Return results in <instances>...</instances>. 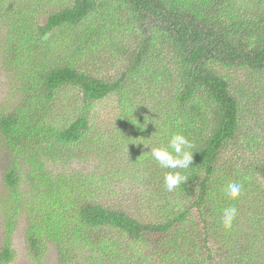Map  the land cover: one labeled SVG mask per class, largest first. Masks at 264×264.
Returning <instances> with one entry per match:
<instances>
[{"label":"trees","instance_id":"obj_1","mask_svg":"<svg viewBox=\"0 0 264 264\" xmlns=\"http://www.w3.org/2000/svg\"><path fill=\"white\" fill-rule=\"evenodd\" d=\"M6 16L0 264L12 258L18 214L27 219L25 243L36 262L52 243L60 264H264V155H257L264 128L255 101L264 94V0H61L42 24ZM82 31L83 43L104 45L95 52L116 47L120 66L112 74L88 72L74 56L47 59L55 47L39 45ZM240 71L257 84L237 94L230 73ZM143 86L162 97L145 109L137 103ZM67 89L72 104L58 108L56 98ZM113 94L124 133L138 122L153 126L142 135L157 133L154 147L167 148L176 133L193 145L187 169H165L150 152L132 151L126 170L147 182L135 187L133 203L100 201L110 188L107 168L86 175L51 168L74 157L93 133L94 107ZM164 111L166 124L157 125ZM169 171L187 177L171 192L164 186ZM230 182L243 186L236 200L225 196ZM233 205L237 216L225 230L221 215Z\"/></svg>","mask_w":264,"mask_h":264},{"label":"rangeland","instance_id":"obj_2","mask_svg":"<svg viewBox=\"0 0 264 264\" xmlns=\"http://www.w3.org/2000/svg\"><path fill=\"white\" fill-rule=\"evenodd\" d=\"M60 2L61 0H0V56L2 55L1 49L9 45V41L7 42V45L5 44V41L9 39L8 29L10 27L9 17L6 16V13L15 15L13 16V20L19 21L18 19L27 17L29 18V21L36 20V23L42 24L50 11L59 8ZM114 10L115 9L105 11ZM84 32L85 31L76 33V37H71L70 39H60L56 35H53L47 41H41L39 45L45 49L55 47L54 51L46 53L47 59H63L74 56L88 72H93L97 75L112 74L113 71L115 69L117 70L120 66V62L116 59V47L111 46L113 50L106 49L95 52L104 45H99L100 43H95L89 39L83 43L82 39L87 38V36L84 35ZM78 38L82 43L79 41V44L78 41H76ZM77 49L81 52L78 53ZM87 49H90V51H86ZM2 58L3 57H0V61ZM236 73L237 74L234 76L230 73V76L232 77V86H234L237 94L240 93L243 85H246V90H249L257 84L254 83V80H252L254 77L250 74V72L244 73L240 71L239 73ZM6 75L7 72L0 67V101L4 100L3 96L7 90L8 76ZM141 81L142 79L139 82ZM152 89L153 91L150 90L152 92L151 93L147 86L140 88L142 106H140L139 101H137L139 107L144 108V104L148 106L155 105L156 103L154 101L162 99L160 93L156 91L155 87ZM71 94V89L61 92L59 97L56 98L58 108L67 105L70 106L72 104L71 99H74V95L71 96ZM137 98L138 97L136 96V99ZM255 98L257 99L255 101L258 103L259 112L257 113V118L260 119L262 125L261 128H264V121L262 120L264 119V94L262 96H256ZM149 110H152V108ZM149 110L148 113H152ZM93 111L94 119L90 130L93 133L87 136L83 142L75 147V155L71 160L61 164L59 167L51 165V168L56 172L64 171L67 174L71 173L76 175H86L90 172H95V174H97L101 171V169L107 168V174L108 176H111V183L109 184L110 188L107 194L100 197V201L112 203L116 200H123L122 204H124L126 200H129L130 203H133L136 200L135 187L143 189V186H145L147 182L143 178L139 180L134 179L133 176L126 170V167H128V155L136 149H138L139 152L141 149L150 152L151 148L155 146L153 141L158 140V135L157 133L153 134L154 136L151 134L142 135L153 128V126L149 124H144V128L141 127L143 129H141L142 132L139 135L138 133L140 128L137 125H131V127L124 133L123 129L125 124H121L116 118L119 114V105L116 94L98 102ZM165 111L163 115H160V117H155V120H158V122L155 121L157 125L166 124ZM62 116L63 115H59V117ZM66 116L67 115H65L62 119L64 120L66 118L67 121L68 117ZM137 117L138 113L135 111L133 119ZM148 135L149 139L144 143V139L142 137H146ZM261 141L263 148L257 152V155L261 154L263 156L264 137L261 138ZM92 142H94V144ZM137 142H141L146 146ZM7 163V153L5 149L0 148V195L2 194V173L7 166ZM50 164L51 163L48 165ZM119 169H121L122 174H117L118 176H115L114 172H118ZM127 186L130 187V191ZM122 188L125 192H122V194L120 193V195H118V193L116 194L115 191H119ZM26 222L27 219L24 214H18V218L13 222L15 226L13 227V231L10 236L12 258L7 264H60V256L55 248V245L52 243L47 245V249L44 250L43 258L39 262L34 261V257L30 256L25 243ZM5 228V220L0 213V250L5 243Z\"/></svg>","mask_w":264,"mask_h":264},{"label":"clouds","instance_id":"obj_3","mask_svg":"<svg viewBox=\"0 0 264 264\" xmlns=\"http://www.w3.org/2000/svg\"><path fill=\"white\" fill-rule=\"evenodd\" d=\"M135 124L141 128L139 126L141 124H138V122ZM144 127L145 125L143 124V128ZM137 143L143 144L141 142ZM192 148V143L183 134L176 133L169 139L167 148L152 147L150 155L162 168L173 170L187 169L193 162ZM186 181L187 177L180 171H169L164 174V186L170 192ZM242 187V184L238 182L228 183L224 189L226 198L229 200H236L241 195ZM236 216L237 208L234 205L225 208L220 219L222 228L225 230L231 229Z\"/></svg>","mask_w":264,"mask_h":264}]
</instances>
